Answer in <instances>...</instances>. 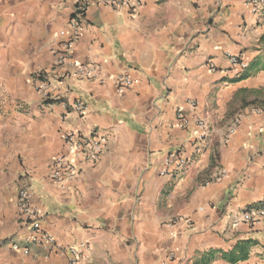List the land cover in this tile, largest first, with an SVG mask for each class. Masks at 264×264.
Wrapping results in <instances>:
<instances>
[{
	"label": "crops",
	"instance_id": "obj_1",
	"mask_svg": "<svg viewBox=\"0 0 264 264\" xmlns=\"http://www.w3.org/2000/svg\"><path fill=\"white\" fill-rule=\"evenodd\" d=\"M74 2L0 0V264H68L67 254L7 245L24 234L15 207L23 173L42 226L60 245L83 247V264H196L246 240L244 260L209 264H264V223L232 226L264 203V106L254 109L264 97V11L244 0H140L130 15L91 3L70 58L92 63L93 76L53 82L65 105L46 107L31 79L52 68ZM240 53L249 64L234 70L225 55ZM119 75L136 82L119 92ZM77 99L84 116L72 110ZM198 118L211 130L196 149ZM66 130H96L104 142L96 161H79V175L58 184L47 175L67 152ZM182 152L186 167L163 174L166 158Z\"/></svg>",
	"mask_w": 264,
	"mask_h": 264
},
{
	"label": "built area",
	"instance_id": "obj_2",
	"mask_svg": "<svg viewBox=\"0 0 264 264\" xmlns=\"http://www.w3.org/2000/svg\"><path fill=\"white\" fill-rule=\"evenodd\" d=\"M111 7L113 9L127 8L130 15H135L141 6L140 0H75L73 5V14L69 19L70 33L64 39L58 49L54 52L55 58L50 70H38L33 73L32 85L34 91L39 97L41 105L50 107L54 102L59 101L65 105V101L59 99L53 93V82H61L66 78L73 77L77 80L90 79L93 76L95 66L92 63H80L73 61L70 56L76 40L81 35L82 21L86 11L91 3ZM249 6L251 12L259 14L264 11V0H244ZM226 60L232 69L243 70L249 61L243 54H226ZM208 70L215 71L217 68L211 62L206 64ZM71 67L69 73L65 68ZM135 79L127 75H119L115 78L116 89L122 92L132 86ZM195 108L196 103H190ZM72 110L80 116H84L87 106L81 100H75L71 103ZM176 116L180 125H185L181 109H177ZM241 120V114H236L227 126L226 134H232ZM198 128L195 142L196 149L200 148V143L210 136V128L205 119L196 120ZM63 143L67 149L65 154H56L51 159L48 179L54 183L61 184L71 180L79 175L81 169L79 161H96L103 148V136L96 130L89 134H82L74 130H66L61 134ZM197 151V150H196ZM188 157L182 153L170 154L166 158V163L171 165V169L163 167V174H173L183 170L188 164ZM169 169V170H168ZM30 182L27 173H23L18 180L17 191L15 195L16 218L19 228L24 231L20 240H9L7 245L15 252L22 255L30 253L31 246L36 245L43 248L47 254H67L68 264H83L84 249L78 246L64 247L60 245L55 238L42 226L41 218L44 212L38 208L30 197ZM186 224H191V220L185 218ZM264 223V203L251 205L232 220V226L246 224L253 226ZM7 239V238H5ZM4 239V240H5Z\"/></svg>",
	"mask_w": 264,
	"mask_h": 264
},
{
	"label": "trees",
	"instance_id": "obj_3",
	"mask_svg": "<svg viewBox=\"0 0 264 264\" xmlns=\"http://www.w3.org/2000/svg\"><path fill=\"white\" fill-rule=\"evenodd\" d=\"M249 241L246 240L242 243H238L236 247L228 251L220 249H211L200 254V257L196 260V264H209L214 259L220 258L228 262H236L244 260L249 254Z\"/></svg>",
	"mask_w": 264,
	"mask_h": 264
},
{
	"label": "rangeland",
	"instance_id": "obj_4",
	"mask_svg": "<svg viewBox=\"0 0 264 264\" xmlns=\"http://www.w3.org/2000/svg\"><path fill=\"white\" fill-rule=\"evenodd\" d=\"M263 106H264V97L262 99H259V104L254 109L257 110L259 109V107H263Z\"/></svg>",
	"mask_w": 264,
	"mask_h": 264
}]
</instances>
